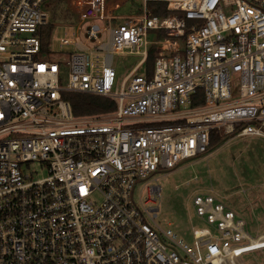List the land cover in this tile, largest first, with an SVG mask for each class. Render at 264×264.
<instances>
[{"label":"built area","instance_id":"1","mask_svg":"<svg viewBox=\"0 0 264 264\" xmlns=\"http://www.w3.org/2000/svg\"><path fill=\"white\" fill-rule=\"evenodd\" d=\"M148 1L137 19L104 23L103 43L89 25L112 20L94 17L101 0L79 13L86 41L105 52L96 75L78 37L68 59L44 60V0H0V264H224L264 250V235L250 238L212 197L194 200L206 224L192 230L194 248L155 224L157 184L133 199L137 184L208 154L212 132L264 140V0H161L162 18ZM153 46L152 77L135 78ZM124 54L140 56V67L117 86L112 57ZM62 92L116 109L75 117Z\"/></svg>","mask_w":264,"mask_h":264},{"label":"rangeland","instance_id":"2","mask_svg":"<svg viewBox=\"0 0 264 264\" xmlns=\"http://www.w3.org/2000/svg\"><path fill=\"white\" fill-rule=\"evenodd\" d=\"M104 1L107 3L108 0ZM124 1L125 8L117 14H131V11L133 14L142 13L143 0ZM89 4L90 0H65L59 10L51 7L47 10L48 24L52 26V32L48 39L46 49L48 57L44 59L45 61L58 62L60 58L68 59L70 54L78 52L71 43L78 37L93 53L94 74H100L105 52L95 50L98 45L86 41L85 30L89 25L98 27L101 30L100 43H103L104 24L101 20L85 24L75 9L72 11L73 6L80 7L82 12ZM98 5L101 6V2ZM100 6L96 7L97 14L94 17L106 16ZM79 22L81 27L77 28ZM149 38L153 39L152 34ZM139 60L140 56L136 55H113L111 66L116 72L117 86L130 74ZM144 73L145 65L134 77H141ZM67 75L68 69L60 64L61 86L66 84ZM230 85L232 97H235L238 92L236 78L231 80ZM99 115L105 116L108 113ZM219 137L222 138V142L205 156L185 160L174 170L157 173L148 181L137 184L133 191V199L139 205V198L144 199L147 187L157 184L161 194L156 204L155 224L163 231H171L177 239L192 248H194L192 230L206 227L196 212L194 206L196 198L212 197L215 202L224 205L234 218L243 221L244 232L250 238L255 239L264 234V140L236 138L233 135ZM33 168L37 172L36 179L46 176V172L38 165ZM204 253L202 251L201 256ZM234 261L236 264H264V250L245 254ZM224 264H230V259H226Z\"/></svg>","mask_w":264,"mask_h":264},{"label":"trees","instance_id":"3","mask_svg":"<svg viewBox=\"0 0 264 264\" xmlns=\"http://www.w3.org/2000/svg\"><path fill=\"white\" fill-rule=\"evenodd\" d=\"M64 3L65 0H44L43 8L46 10V12L50 7L59 10L60 6L64 5ZM145 9L152 17L162 18L167 15L166 4L161 0L148 1L145 4ZM51 32H52V26H50L49 24H47L44 27H41V29L39 30L41 49L45 53ZM164 37L165 35L162 31H158L156 33L157 39ZM159 56H160V51L156 47L153 46L148 50L147 57L144 63L142 64V66L145 65L144 76L147 80L152 77L153 64L155 59ZM194 97H192L191 99L192 106L196 107L199 106V104H202L200 91L196 93V97L199 98V103L195 102ZM61 99L69 103L72 114L75 117H87V116H95L99 114H106V113L114 112L116 109V106L113 101L98 96H91L87 94L74 93V92H62ZM221 142H222V138L219 137L216 132H212L210 134L208 150L211 151Z\"/></svg>","mask_w":264,"mask_h":264},{"label":"crops","instance_id":"4","mask_svg":"<svg viewBox=\"0 0 264 264\" xmlns=\"http://www.w3.org/2000/svg\"><path fill=\"white\" fill-rule=\"evenodd\" d=\"M126 5V1L124 0H108L107 3H105L104 0H101V11L103 13H106L107 18H112V20L110 21H102L103 24L105 23V25H108V23L110 25H117V24H121L129 19H137L138 17H140L139 13L133 14L131 11V14H117L118 12H120L121 10H123L125 8ZM69 8V6H68ZM75 9V11L77 12V14L79 15V13H81V9L80 8H75L72 6V11ZM81 27V23L79 22V24H77V28ZM139 66V62L136 64V66L132 69V71L134 69H136ZM140 67V66H139ZM141 68V67H140ZM140 68H137L138 71L140 70ZM264 235V234H263Z\"/></svg>","mask_w":264,"mask_h":264},{"label":"bare ground","instance_id":"5","mask_svg":"<svg viewBox=\"0 0 264 264\" xmlns=\"http://www.w3.org/2000/svg\"><path fill=\"white\" fill-rule=\"evenodd\" d=\"M259 242V241H258ZM257 241H256V243H258ZM229 263V262H228ZM230 264H236V262L234 261V259H230ZM238 264V263H237Z\"/></svg>","mask_w":264,"mask_h":264}]
</instances>
